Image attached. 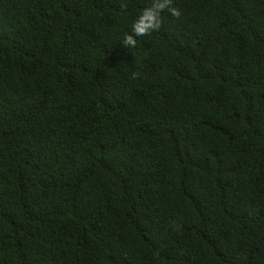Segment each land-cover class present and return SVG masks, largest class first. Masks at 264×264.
Listing matches in <instances>:
<instances>
[{
  "label": "trees",
  "instance_id": "trees-1",
  "mask_svg": "<svg viewBox=\"0 0 264 264\" xmlns=\"http://www.w3.org/2000/svg\"><path fill=\"white\" fill-rule=\"evenodd\" d=\"M152 2L0 0V264H264V0Z\"/></svg>",
  "mask_w": 264,
  "mask_h": 264
},
{
  "label": "clouds",
  "instance_id": "clouds-1",
  "mask_svg": "<svg viewBox=\"0 0 264 264\" xmlns=\"http://www.w3.org/2000/svg\"><path fill=\"white\" fill-rule=\"evenodd\" d=\"M173 0H153L152 4L148 7L143 8L138 14L136 20L133 23L132 30L130 33H126L123 39V44L126 48L135 47L137 44L136 37L147 36L154 31H158L162 24L161 14L165 10H168L171 15L179 17L180 11L171 7ZM122 8H126V4H121ZM0 23L4 24L5 27H11L5 19L0 17ZM136 74L133 73V78ZM34 120V119H32ZM12 146H8L7 150H10Z\"/></svg>",
  "mask_w": 264,
  "mask_h": 264
}]
</instances>
